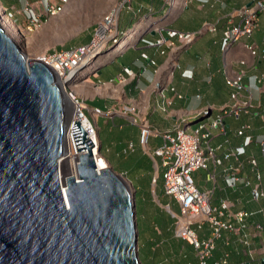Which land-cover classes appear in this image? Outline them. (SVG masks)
Listing matches in <instances>:
<instances>
[{"label": "crops", "instance_id": "0c3cea01", "mask_svg": "<svg viewBox=\"0 0 264 264\" xmlns=\"http://www.w3.org/2000/svg\"><path fill=\"white\" fill-rule=\"evenodd\" d=\"M40 1L28 0L37 13H42ZM119 1L122 2V10L118 30L123 37L122 44L105 54L99 65L72 87V92L86 104V110L94 117L103 156L118 174L130 180L136 196V189L147 185L152 188L153 181L154 187L157 185L160 173L153 170V166H157L151 155L164 145L163 135L174 133L177 129L192 133L198 129L199 123L196 122L199 116L207 111L212 112L208 121L217 120L222 115L226 132L222 131L220 125L218 128L210 127L209 131L203 130L201 134H209L204 144L213 148L217 158L223 159V165L215 166L210 162L209 169L204 170L209 174L207 183L210 185L205 189L196 186L201 191L213 192L211 206L218 209L214 216L232 225L235 230L222 231L208 264H215L224 257L228 258L230 264H262L264 231L255 234V227L262 221L259 211L264 208V199L255 203L251 186L238 184L235 188H229L224 179L226 169L232 166L240 169V178L254 183L256 178L250 159L255 158L262 173L264 190V153L262 146L256 142L259 136L264 135L261 107L264 106L262 16H259V25L251 37H242L226 53L222 51L224 34L231 22L234 25L241 22L234 14L254 0H173L172 5L171 0ZM0 2L6 10L16 14L21 13L26 4L25 0ZM123 9H130L128 11L133 18L126 31L121 30ZM161 14H165L164 17H160ZM18 18L22 19L20 16ZM167 30L202 33L191 45L185 46L178 38L169 37ZM92 35L84 44L90 42ZM162 35L166 42L159 46L151 47L143 41H157ZM251 46H256L258 55L251 53L248 48ZM66 49L70 48L63 45L56 51ZM144 54L147 58L143 57ZM125 68L133 70L134 76L125 74ZM184 73L189 77H185ZM121 75L126 82L117 81ZM235 76H241L243 85L249 89L243 91L242 99L248 100L251 96L255 107L241 112L239 117L222 112L233 104L234 89L228 86L227 81ZM165 102L167 112L162 110ZM95 109L105 114L98 117L93 113ZM108 112L111 114H106ZM144 122L159 135L145 137L142 130ZM101 125L108 131L106 142ZM246 126L249 128L240 136L238 132ZM247 136L254 140L246 148V154L241 157L232 155L226 160L227 155L243 146ZM156 160L158 169L162 168L160 160ZM224 202L229 203V209H222ZM242 211L252 214L244 222L246 228L235 219V215ZM143 212L141 218L138 215L137 223L139 235L141 227L146 248L151 236L150 220L148 212ZM194 229L201 240L212 236V225L208 221L203 226L195 225ZM245 238L251 241L253 257L245 253L242 240ZM175 245L180 248L181 262L199 264L195 249L187 242L177 240Z\"/></svg>", "mask_w": 264, "mask_h": 264}, {"label": "water", "instance_id": "95a60500", "mask_svg": "<svg viewBox=\"0 0 264 264\" xmlns=\"http://www.w3.org/2000/svg\"><path fill=\"white\" fill-rule=\"evenodd\" d=\"M66 109L54 70L0 26V264H143L135 196L113 168L97 171L79 121L78 153L88 152L63 190Z\"/></svg>", "mask_w": 264, "mask_h": 264}, {"label": "built area", "instance_id": "2783aa9c", "mask_svg": "<svg viewBox=\"0 0 264 264\" xmlns=\"http://www.w3.org/2000/svg\"><path fill=\"white\" fill-rule=\"evenodd\" d=\"M25 1V9L21 13L27 17L30 27H38L43 15L49 17L59 15L71 2V0H41L40 5L42 6V13H37L33 8V5H31L28 0ZM197 1L203 2V0ZM172 3L173 0L170 1L171 5ZM263 11L264 0H254L252 4L236 11L234 16H238L241 19V22L239 25H234L232 21L231 26L226 30L222 44L223 53H226L242 37H251L253 35L259 25V16ZM15 16L16 13L3 9L0 18L3 21L7 18L13 22ZM119 16L120 9L118 8H114L105 15L97 23L89 43L38 57V59L45 62L54 70L57 78L63 81V88L65 91L73 97V101L77 108L76 112L79 114H76L75 116H72V114L68 120H71L73 124H75L76 121L80 122L87 133L85 138L91 139L95 145V147L92 148V152L96 149L99 151L101 147L98 127L86 114V104L76 97L75 94L72 96L71 90L73 85L77 83L84 74H87L90 70L95 69L99 65L105 54L118 48L122 44L123 37L118 30ZM167 33L169 37L178 38L185 46H189L198 38L202 31L183 33L175 30H167ZM143 41L147 45L154 47L164 44L166 39L162 35V38L157 41H149L145 39H143ZM248 48L254 56L258 55V49L256 46ZM143 57L147 58V55L144 54ZM82 67L84 68L81 70ZM124 72L130 77L134 76V72L130 68H125ZM183 75L189 77L186 76V73ZM117 81L119 83H124L127 80L121 75L117 78ZM227 84L234 89V92L232 94L233 104L224 108L222 111L225 115L239 117L241 112L255 108L251 96L248 100L242 99L243 91H249V89L243 85L241 76H235L228 79ZM261 107L264 116V106ZM129 110L134 111V109L130 108ZM162 110L167 112V102L163 104ZM207 112L203 114L205 115ZM93 113L98 117L105 114L100 109H95ZM106 114H111V112ZM84 120L86 121L85 123H83ZM208 120L209 119H206L200 122L198 129L192 133H188L183 129H177L174 133H166L163 135L165 140L164 145L151 155L156 163L157 169L158 165L156 159H159L160 166L164 170V195L170 197L173 204L178 206V212L174 211L173 204H168L164 207L167 212L175 218L173 226L174 237L178 240L187 242L195 249L199 264H208V261L213 257V253L216 249V241L222 237L223 230H235L232 225L224 223L214 216L218 209L211 206L213 192L199 190L193 177V173L198 170H208L210 162H213L215 166L223 165L224 162L223 159L216 157L212 147L204 144V140L209 137V134H201L203 130L209 131L210 127L218 128L220 125L222 131L226 132L224 117L221 115L217 120ZM136 122L137 120L134 119V123ZM247 128L249 127H243L238 134L240 136L244 135V130ZM142 130L145 137L159 135V132L152 130L145 122L142 125ZM253 140L254 139L251 136L245 137L243 146L236 148L233 154L227 155L225 159L227 160L232 155L237 157L245 155L246 148L253 143ZM256 142L262 146V151L264 153V135L259 136L256 139ZM131 147H133V145H131ZM73 150L75 151L74 154H72L71 148L68 149L69 154L67 155L70 161L73 162L70 166L71 173L73 171L76 176V168L79 163L78 159L82 153H76L75 147ZM93 156L95 160L96 158H99L107 161L102 152H99L97 155L94 154ZM250 164L252 166V171L255 173L256 180L254 183L247 178H240L238 175L240 169L232 166L226 169L224 179L229 188H235L238 184L251 186L252 200L255 203H260L261 200L264 199L262 173L259 169L258 161L255 158L250 159ZM72 176H74V174H72ZM229 207L230 205L228 202L222 204V209L227 210ZM259 213L262 221L256 225L255 234L264 231V208H261ZM251 215V213L242 211L235 215V219L238 223H243V227L246 228L247 226L244 222ZM207 221L212 225V236L206 240H201L197 231L194 229V226H203ZM242 240L245 245L246 255L253 257L254 253L251 250V241L247 238ZM215 264L230 263L228 258L224 257L216 261ZM262 264H264V258L262 259Z\"/></svg>", "mask_w": 264, "mask_h": 264}, {"label": "rangeland", "instance_id": "374dc122", "mask_svg": "<svg viewBox=\"0 0 264 264\" xmlns=\"http://www.w3.org/2000/svg\"><path fill=\"white\" fill-rule=\"evenodd\" d=\"M0 7L5 9L1 3ZM114 8L120 9L121 12L122 2L119 0H71L65 10L59 15L54 17L43 15L38 27H30L27 17L23 13H18L12 22L14 30H11L10 35L17 42L20 40L18 44L29 59H38V57L44 56L45 54L55 52L63 45L66 46V48H73L88 42L89 36L94 32L97 23ZM128 10L130 9H123L122 11V31H126L129 23L133 22L132 13ZM164 15L165 14H161L160 17H164ZM260 15L262 16L261 31L264 32V11ZM19 16L22 17V19L18 18ZM87 74H84L79 81L84 79ZM78 82L75 83L74 86L77 85ZM89 106L90 108L92 107L91 104H89ZM86 114L91 120L94 119L90 111L86 110ZM100 129L103 130L102 134L105 141L108 136V131L104 125H101ZM153 170L155 173L158 172L161 176L163 175L162 168H159L157 171V168L153 166ZM114 171L117 172L115 168ZM121 176L129 183L131 192H133L135 196L133 184L125 175ZM161 176H159L157 180L156 187H154L155 181H153V185H151L152 188L147 185L141 189H136L137 195L135 196V200L137 218L138 215L141 218L142 213H144L143 211H147L150 220V241L152 242L154 238L159 236V246L152 247L150 245L151 243H149L145 248V240L142 236L143 233L141 234L142 230L140 227V259L143 264H188V262L180 261L182 255L180 248L175 245L178 239L174 237V233L173 235L172 233L166 234L165 229H162L160 226L161 223L167 226H170L172 223L174 226L175 223L174 216L168 213L164 208L168 204H173V202L170 197L164 195V181ZM193 177L199 188L205 189L210 185V183H207L209 174L204 170L194 172ZM173 208L175 212H178V206L176 204H173ZM139 223L141 224L140 220ZM157 225L160 227H157ZM154 231L156 234H154ZM180 244L184 247L183 243ZM150 249L152 253L155 251V255L152 258L147 255Z\"/></svg>", "mask_w": 264, "mask_h": 264}, {"label": "bare ground", "instance_id": "6f19581e", "mask_svg": "<svg viewBox=\"0 0 264 264\" xmlns=\"http://www.w3.org/2000/svg\"><path fill=\"white\" fill-rule=\"evenodd\" d=\"M2 11H3V9L0 7V15L2 14ZM0 26L5 30V32H6L7 35H9L10 37H12L10 35L11 34L10 32H11V30H14V29H13V25H12L11 20H8L6 18L3 21L0 18ZM19 41L17 43H19ZM91 71L92 70H90L88 73H90ZM57 82L61 85V88H62L63 92L66 94V106H67V109H66L67 116H66V119H65V122L67 120V123H66V126L67 127L65 129L64 154H63L62 158L58 162L61 183L63 184V190H64V192H66V190L68 188L67 187V185H68L67 184V179L70 178V177H76L77 179H79L78 178V176H79V170H78L79 163L77 164L76 176H75V173L73 171L71 173V170H70L71 163H73V162L70 161V159H69V157L67 155V154H69L68 149H70V148L72 149V154L75 153V151L73 150L74 147H75L76 153H78L77 145H76L75 138H74V135H73V128H74L75 124H73L72 121L71 120H68V119H69V117H71L72 114H73L72 116H75L76 114H79V113L76 112L77 111V108H76L75 102L73 101V97H71L69 95V93L66 92L65 89L63 88V81H61V79H58L57 78ZM73 95L74 94L72 93V96ZM85 122L86 121L84 120L83 123H85ZM98 145H99V143H98ZM87 152H88V150L81 151L79 153H82V155H84ZM92 153H93V155L94 154L97 155V154H99V151L96 149ZM78 160H80V158ZM96 167H97V171L99 170V172L104 171V170H110L111 169V167L107 163V161H105L104 159H99V158H96ZM72 174H74V176H72ZM124 181L128 185L129 190L131 192V187L129 186V183L125 179H124ZM131 195H132V200H133V203H134V194H133V192H131ZM133 212L135 213V209H133Z\"/></svg>", "mask_w": 264, "mask_h": 264}, {"label": "trees", "instance_id": "16d2710c", "mask_svg": "<svg viewBox=\"0 0 264 264\" xmlns=\"http://www.w3.org/2000/svg\"><path fill=\"white\" fill-rule=\"evenodd\" d=\"M203 116H204V114H201V115L199 116V119H201ZM163 172H164V171H163ZM160 176H161V175H160ZM161 178H162L163 181H164L163 175L161 176ZM160 226H161L162 229H165L166 234H170V233H172V235H173V223H172L170 226H167V225L161 223ZM160 226L157 225V227H160ZM154 234H156L155 231H154ZM149 243H151L150 245H151L152 247H156V246L159 244V236H158L157 238H154L152 242L149 241ZM155 249H156V248H155ZM147 255H149V257L152 258V257L155 255V251L152 253V252H151V249H150V251L148 252ZM150 255H151V256H150Z\"/></svg>", "mask_w": 264, "mask_h": 264}]
</instances>
